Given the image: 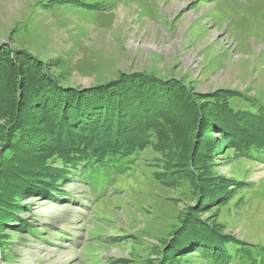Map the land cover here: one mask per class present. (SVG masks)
Instances as JSON below:
<instances>
[{"label":"rangeland","instance_id":"rangeland-1","mask_svg":"<svg viewBox=\"0 0 264 264\" xmlns=\"http://www.w3.org/2000/svg\"><path fill=\"white\" fill-rule=\"evenodd\" d=\"M0 48V154L16 122L25 118L42 129L63 116L51 107L64 90L48 75L70 89L69 102L89 104L93 97L80 98L73 88L145 74L121 89L132 96L124 101L127 113L141 107L132 105L141 92L157 101L145 99L142 113L179 117L100 199L76 177L64 183V197L19 196L15 224L0 221V264H208L202 246L184 248L193 219L200 230L235 242L218 264L259 259L264 158L238 155L218 131L203 132L212 119L203 111L208 99L226 95L237 108L264 106V0H0ZM2 62L19 68L18 77L8 79ZM165 81L182 89L176 102L140 86ZM104 92L94 96L107 106L106 94L116 91Z\"/></svg>","mask_w":264,"mask_h":264},{"label":"trees","instance_id":"trees-1","mask_svg":"<svg viewBox=\"0 0 264 264\" xmlns=\"http://www.w3.org/2000/svg\"><path fill=\"white\" fill-rule=\"evenodd\" d=\"M10 62L12 63L11 58ZM1 65L4 66L2 68L8 79L18 77L19 68L16 67L17 70L12 68L7 62H2ZM25 72L28 73L29 70L25 69ZM48 76L58 85L55 86L56 90H64L62 93L65 96L70 94L68 93L70 89L62 86L53 76ZM142 76L145 74L123 75L118 80L109 83L113 85L112 87L108 84L89 87L84 89L86 93L82 89L73 88L80 98L87 99L92 96L93 99L89 104L79 99H73V104L63 94L64 100L62 97L60 100L57 97L59 100L57 102L54 98L55 102L51 109L56 110V114L61 110L63 116L57 115L53 123L46 120L42 129L32 125L25 118L15 123L11 136L0 154L1 223L15 224L14 220L21 213L19 196L49 194L54 199L64 197V183L75 177L80 178L90 188L91 194H96L95 197L100 199L105 196L109 186L115 182L118 175L130 171L138 152L144 151L153 142H157L158 146L161 144L163 138L172 130V121L179 117L175 114L173 120L171 115L165 112L148 113L146 110L148 114L142 113V104L145 99L146 104L151 105L156 104L157 101L155 98L150 99L149 95L145 97L141 92L134 93L132 98V105L139 102L141 107H133L134 110L127 113L126 106H130L129 100L128 103L124 101L132 96L121 89L129 84V81L132 82L135 77L142 78ZM126 77L125 84L121 85L120 81ZM114 85L117 86L114 87ZM140 86L146 87L148 93L154 91L156 97L164 95L167 100L174 99L176 91H179V95L183 94L175 81H165L164 85L156 88L146 86V84ZM109 90L116 91L115 96L106 94V99L112 101L107 103V106L104 103H98L101 102L98 100L100 96H94V94L97 91L107 92ZM239 96L242 98V94ZM219 98L208 99L212 101L206 108L207 112H203H205L206 119L211 116L212 119L206 120L203 132L206 129L218 131L223 144H229L238 155H247L251 159L264 158V106L261 105L255 110L253 102L250 101L249 105L254 109L250 111L232 105L230 98L234 96L227 97L226 95L222 101H218ZM91 104H93L92 107L89 106ZM204 106L206 104L198 105L199 109L203 110ZM43 132L44 138H42ZM213 143V139H207V144ZM2 163L5 165L4 168H2ZM8 168L12 169V175L8 174L6 170ZM10 185L13 187L11 188ZM5 187H8L7 192ZM208 192L209 189L206 188L205 193ZM210 197L207 196V198ZM188 216L184 218V223L188 220ZM194 218H197V213ZM189 227H191V233L185 232L184 235L187 237L182 236L181 238L184 241V248L198 249L202 246L199 249L200 254L208 261V264L228 261L225 246L235 243L229 235H214L206 229L200 230L199 221L196 219L192 220ZM199 232L205 234V239ZM192 233L196 235L192 237ZM260 251L259 259L252 260L241 256L242 263L237 264H264V249L261 248Z\"/></svg>","mask_w":264,"mask_h":264},{"label":"bare ground","instance_id":"bare-ground-1","mask_svg":"<svg viewBox=\"0 0 264 264\" xmlns=\"http://www.w3.org/2000/svg\"><path fill=\"white\" fill-rule=\"evenodd\" d=\"M194 16V15H193ZM185 19V18H184ZM187 20H190V16H187V18H186Z\"/></svg>","mask_w":264,"mask_h":264}]
</instances>
